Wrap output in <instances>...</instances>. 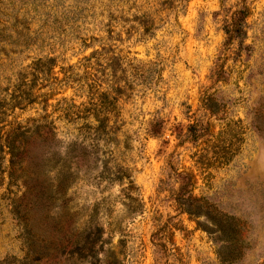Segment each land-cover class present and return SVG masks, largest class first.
<instances>
[{"label": "rangeland", "instance_id": "obj_1", "mask_svg": "<svg viewBox=\"0 0 264 264\" xmlns=\"http://www.w3.org/2000/svg\"><path fill=\"white\" fill-rule=\"evenodd\" d=\"M0 99L90 154L44 209L0 171V264H264V0H0ZM91 101L113 140L66 121Z\"/></svg>", "mask_w": 264, "mask_h": 264}, {"label": "trees", "instance_id": "obj_2", "mask_svg": "<svg viewBox=\"0 0 264 264\" xmlns=\"http://www.w3.org/2000/svg\"><path fill=\"white\" fill-rule=\"evenodd\" d=\"M247 11V6L241 9L237 13V17L232 20V25L234 29H227L229 36H232V32L235 34H240V29L242 26V21L245 17ZM54 59L49 58L47 60L38 59L35 62L34 71L31 74L40 75V73H49L50 65L54 67ZM44 63V64H43ZM39 72V73H38ZM45 97L46 94H42ZM38 97V96H37ZM2 99H0V171L4 169V177L9 179V184L20 181L24 187L27 189L23 192V196H20L18 200L20 201L31 193L32 197L41 205V209H44L49 199H59L58 196H63V193H59L53 186L58 187L59 185H64V189L73 180H75V173L72 170V163L78 167L82 168L85 164H88L90 154L84 143H70L64 153L55 149L58 145L59 140L57 139L56 126L53 121L48 120V114L41 116L40 118H34L28 120L26 124L12 122L4 123L5 116L9 110L8 107L3 105ZM31 102V101H30ZM28 102V104L30 103ZM45 103V100H43ZM91 105L83 106L82 109L74 111L72 108L67 107L64 109V117L66 121L73 122L75 118L82 119L83 124L78 127V131L81 134L87 135L94 132L95 138L97 140L101 139L102 136H106L107 139H114L116 131L119 129L114 123L109 125V116L106 106L101 103L91 101ZM92 119V120H91ZM95 121V124H92ZM7 161V166H4V162ZM88 166V165H87ZM55 172L56 184H52L50 189L47 191L34 190L32 188L30 180L39 181L41 176L46 174L48 171ZM2 180V181H3ZM121 180V177H118ZM1 184V180H0ZM51 185V184H50ZM29 188V190H28ZM22 205L20 203L14 204L13 210L17 216L22 218ZM27 226V223H24ZM27 231L31 232L30 229ZM80 237V234H79ZM233 240V239H232ZM232 240H230L232 242ZM38 245L34 241L29 239V253H37L36 260L44 256L43 250L40 252ZM53 251L47 250L46 257H52ZM237 254L235 250H231L229 257L235 258Z\"/></svg>", "mask_w": 264, "mask_h": 264}]
</instances>
